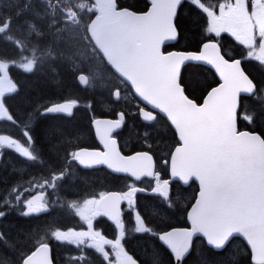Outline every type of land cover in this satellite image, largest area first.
Listing matches in <instances>:
<instances>
[{"label": "snow or ice", "instance_id": "1", "mask_svg": "<svg viewBox=\"0 0 264 264\" xmlns=\"http://www.w3.org/2000/svg\"><path fill=\"white\" fill-rule=\"evenodd\" d=\"M186 2L192 6H198L203 13L207 14L208 33H214L216 37L221 36L222 33L230 34L240 45L249 49L247 52L248 57L255 56L257 61L264 63V47L261 46L264 42V0H234V3H221L219 5V15L210 7H205L201 0H150V8L141 14L118 7L116 0H98V3L102 5L98 10L101 11L102 15L127 13L136 20L145 23L153 21L166 22V40L177 41L180 35L179 10ZM249 3L251 4V10H249ZM20 14L22 15V13ZM30 27L35 29L34 24ZM0 31L3 30L0 29ZM246 33H250L252 43L243 38ZM28 35L31 36L32 33L29 32ZM36 35L42 36L43 33L36 31ZM257 39L260 41L258 54H256ZM209 45L214 47L210 48ZM162 46L157 54L160 59L167 60L169 56L175 55L182 57L171 68L169 91H174L192 108V111H188L185 107L178 106V119L169 117L171 125L174 126L175 132L178 134V140L182 142L180 146L175 147L174 153L171 154V177L177 178V174L172 171V165L183 166L187 162L186 150L191 145H197L202 141V132L214 124L217 109L221 106L226 107L228 114L221 129L222 145L225 148H231L238 144H250L254 145L259 151L264 152V135L249 130H238V97L241 93L251 94L254 91L253 81L242 69V60L235 59L230 62L221 54V58L228 65L226 69H222L213 58V52L218 51L220 48L215 42L203 43V50L190 51L172 50L164 52ZM36 52L37 49L33 48L31 57L22 55L24 62L20 64V68L26 73H31L37 64ZM49 55H51L50 50ZM186 62H205L215 70L219 80L222 81L218 87L207 92L202 104L191 100L185 94V88L181 83V73L182 66ZM9 67V64L0 66V117L11 122L16 117L11 114L10 109L6 106L5 96L6 94L15 93L18 89L9 76ZM229 82L234 83V87L228 91H220ZM77 83L82 87L89 86V82L83 74L77 78ZM135 91L147 104L164 111L163 107L153 104L147 96L140 92V89L137 88ZM213 92H219V94L213 97ZM115 97L119 99L120 95L115 94ZM78 106V102L74 99L67 102L53 103L51 106L46 107L41 115L65 114L70 117ZM89 106H91L90 102ZM140 114L144 121L155 120L153 113L150 114L148 111L141 109ZM118 116L119 118L115 120L101 118L94 120L95 133L99 138V142L103 145L104 151H90L87 149L75 151L71 153L72 161L78 162L80 166L85 168L106 165L108 169L115 173L130 174L136 181L141 180L142 177H155L156 184L151 192L159 194L165 201L169 200L170 181L168 179L161 180L160 174L154 173L153 156L149 152L144 151L131 156L121 154L117 146V140L112 135L124 123V114L119 113ZM243 119L250 124L255 121L253 116H245ZM23 135L26 138L23 143L18 142L17 139L9 138V136H0V146L6 145L7 149L14 150L20 157L35 162L38 157L34 155L35 148L31 147L35 144V140L30 131H25ZM182 150L185 151L182 152ZM177 153H181V156L177 157ZM137 157H146L150 161V165H145L143 161L137 160ZM114 160H119L121 163L116 164L113 162ZM220 163L218 162V167ZM135 169H141V173L138 175ZM63 175L64 173L61 172L60 176H53L52 180L46 181V184L55 188L54 181L62 179ZM192 176L199 184V193L195 203L191 205L190 211L187 212L186 218L190 222V227L172 228L156 235V239L160 244L169 251L172 264H185V261L195 256L196 250L193 247V240L197 234L205 239L207 252L198 256L195 264H224L223 258L236 235L246 240L250 246L253 264H264V188L261 189L258 196L248 200L233 198L221 202L220 197L217 195L215 177L207 169L193 172ZM179 180L187 185L192 178L180 175ZM27 191V189L18 191L14 197L17 203L23 201L26 207V211L22 213L23 216L27 217L30 214H40L48 211L43 193L26 198L25 193ZM143 191H145L143 188L131 186L125 192L101 193L99 199L85 200L82 206L73 203L71 207L76 208V215L85 222L87 230H56L52 233V237L56 242H67L78 249L87 244L88 248L102 254L105 261L110 259V254L105 250V246H110L114 253V264H140V261L130 254L122 244V240L125 238V222L122 219L121 203L126 202L129 210H131L134 206V197L138 192ZM110 197H118V200L113 203L109 199ZM5 206H8L7 202L0 204V207ZM168 206L171 207V205ZM113 208L115 213L110 211ZM5 215H7L6 211H0V218ZM100 216L114 222L115 228L119 230V238H105L101 231L93 230V220ZM134 225L136 234H155L151 227L146 226L139 210H136L134 214ZM0 243L9 246L7 237L3 233H0ZM15 264H54L50 242L41 240L38 246H34L28 252L21 253Z\"/></svg>", "mask_w": 264, "mask_h": 264}, {"label": "trees", "instance_id": "2", "mask_svg": "<svg viewBox=\"0 0 264 264\" xmlns=\"http://www.w3.org/2000/svg\"><path fill=\"white\" fill-rule=\"evenodd\" d=\"M226 0H201L205 7L214 8L221 2ZM134 3V2H132ZM135 6L141 7L145 5L144 0H139L134 3ZM19 11H16L10 18L0 17V58L9 60V62L22 63L26 51L16 39L15 34L11 29L14 28L12 18H16ZM207 14L203 13L202 9L198 6H192L190 3H185L179 10V39L176 43L168 45L166 49H183L191 50L197 49L203 41L206 39L214 38L219 40L214 33H206L204 29H207L208 22L206 20ZM8 20L9 22L7 23ZM11 37V39H9ZM216 37V38H215ZM222 51L224 55L229 59L240 58L245 56L242 60L244 69L256 82V92L251 96H242L240 103V114L238 119V125L240 128H247L255 130L264 135V63L257 61L254 58L247 56L249 50H243L238 45L233 44L231 41L222 42ZM60 66V64H58ZM19 66H10V74L13 75L19 84V90L13 95L6 96V104L10 109V112L16 117L14 122L22 125L24 121L23 116H29L33 125H36V129L33 130L37 141L34 155H37V162L31 164H21L16 157L11 156V160L7 158V150L0 155V204L4 202L5 190L10 182L13 180L15 174L16 181L22 183L24 179L28 178L30 174L35 172H44L45 168H49L53 171L62 167L66 168L64 174H68L70 170V161L66 159L64 154L65 147L69 143L70 146L77 145L76 141L81 142L82 137L89 133V123L91 113L79 112L77 113L78 120L71 118L74 116H64L55 114L41 115L42 111L38 107L43 106L45 101L56 99L65 100L69 98L66 93H71L79 85L75 81V74L69 67L55 66V70L50 73H26L18 69ZM20 68V67H19ZM59 68V70H58ZM17 69V73L14 70ZM58 70V73H55ZM181 82L185 87L186 93L200 101L203 95L215 85L218 80L211 69L206 66H197L195 64H188L184 67L181 75ZM58 92L59 95L53 96ZM51 93V94H48ZM48 94V95H47ZM95 108L96 102L93 104ZM44 110V107H43ZM243 115L255 117L254 123H248L243 119ZM57 119V117H60ZM10 121L6 119H0V135L3 133L13 134L18 128L16 124L8 125ZM137 135L135 130H132L130 134ZM15 134V133H14ZM22 142L24 137L19 138ZM65 141V142H64ZM68 141V142H67ZM69 148L67 147L66 150ZM57 160V161H56ZM20 164V166H18ZM27 169L24 170V167ZM78 171V170H77ZM21 187L19 188V191ZM29 190L37 191L38 184L30 181ZM17 194V192H16ZM10 202H7L8 206L0 207V210L6 211L7 215L0 218V233H3L7 237V244L0 243V264H15V261L19 258L23 252H28L38 245L41 240L50 242L52 245V255L54 256V262L57 264L55 244L56 241L52 237V226H44L40 223L41 216H27L21 218L19 215L10 214L12 210ZM68 206V201H65ZM77 205V204H76ZM73 211L76 208L71 207ZM152 244V243H150ZM152 251V250H151ZM153 255V254H152ZM148 256L149 264L154 262L153 257ZM243 260V259H242ZM239 263V262H238ZM227 264H237L235 262H227Z\"/></svg>", "mask_w": 264, "mask_h": 264}, {"label": "flooded vegetation", "instance_id": "3", "mask_svg": "<svg viewBox=\"0 0 264 264\" xmlns=\"http://www.w3.org/2000/svg\"><path fill=\"white\" fill-rule=\"evenodd\" d=\"M32 4L30 7L36 6L37 0H31ZM42 1V9L43 12L46 13L49 17L48 21L42 25V28L39 29L40 32L43 33L40 36L43 44L50 45L51 42L53 43V47L57 49L61 43V32L58 28L61 27L62 18H70L76 24H79L81 19L83 18H92L96 15L97 11L94 5L88 1L82 0H39ZM120 1L122 4L119 6H129L126 3L130 2H137L139 0H117ZM83 6V7H81ZM137 9V8H135ZM57 37V38H56ZM222 39L225 41H231L233 43H237L235 38L232 37L228 33L221 34ZM49 54V52L47 53ZM52 55V53H51ZM50 55V56H51ZM60 52L57 54L55 53L53 57H47L41 63L44 64H55L56 59L59 57ZM250 57V58H254ZM242 58H246L242 56ZM126 86H123V91L120 94L118 100H113L112 95L109 96V99L106 100L107 107H114L117 110L123 112L121 109H129V111L123 112L124 117L126 119L125 126L123 124L122 128L118 130L115 134L120 143V149L124 154H129L133 151L137 150H148L153 154L155 167L154 173H159L161 180L168 179L170 181V197L169 200L165 201L159 194H154L151 192V189L155 187L156 180L155 177L148 178L142 177L141 180L136 181L135 178L128 176L126 174H118L114 172H109L104 166H95L93 169L95 175H98L101 171L103 172V183L109 182L108 186H105L100 183L99 181L95 182V184H100L101 189H106L101 193H105L107 191H117V192H125L129 190L131 186H136L138 188H143L145 191L138 192L134 197V206L131 210H129L126 202H122L121 204V211H122V219L125 222V238L122 240V244L126 247V250L132 254L135 258L140 261V264H143V260L146 256L153 257L154 262L151 261L150 264H172L171 256L169 255V251L166 247L162 246L160 242L156 239V235L161 234L164 230H170L172 228H186L189 227V223L186 218V213L189 206L195 199L196 192H197V185L194 181H190L189 184L183 185L182 182L178 179L172 178L170 175V162H171V154L175 146L179 143L176 137L175 132L171 129L170 126L164 125L165 120L157 113V117L155 122L148 124L142 122L139 116V108L140 104L135 97L133 96L132 92L129 89H124ZM75 93V92H74ZM83 95L95 93V91H82ZM51 94V93H48ZM47 94V95H48ZM52 94H58L52 93ZM40 105L39 107H41ZM48 107V105L46 106ZM45 107V108H46ZM109 109V108H107ZM116 113V114H117ZM113 112L109 111V115H112ZM124 119V121H125ZM130 123H134L138 126V129L133 127V130L136 131L140 135L137 137L135 132L133 134H128L126 140H132L134 142H130L122 146L120 142L119 135L124 137V129L128 128ZM141 126L144 129H141ZM164 129H166L164 131ZM157 131H162L154 136ZM122 132V133H121ZM87 135V134H86ZM85 135V137H86ZM93 139L95 141V148H98L97 141L94 137L92 131ZM154 136V137H153ZM82 137L81 139H84ZM40 141V140H39ZM41 142V141H40ZM135 143H138L136 145ZM69 144V143H68ZM75 150H65L64 154L66 155V159L68 161H72L71 153ZM57 161V160H56ZM74 162V161H73ZM74 167L76 170L80 168V166L75 162ZM64 172V168L56 169L55 171L45 168L44 177H43V185H47L46 181L52 180L53 176H58ZM13 180L10 182L13 183L16 181L15 174L12 175ZM26 189V187H25ZM53 189L51 185H49V190ZM29 198V197H27ZM99 199V197H98ZM168 205H171L169 207ZM136 210H139L142 218L144 219L146 226L151 227L155 234H136L134 231V214ZM41 220L43 222H53L54 225L62 220V215L60 211L56 207L48 206V211L40 213ZM83 227L75 226L68 229L72 230H87V226L85 222H82ZM66 229V230H68ZM56 230H64L63 228H58ZM55 230V231H56ZM93 230L101 231V234L105 236V238H119V230L115 228L114 222H110L106 217L100 216L94 218L93 220ZM240 241L244 245V249H233V244ZM69 249L60 248V263H64L69 259H74L77 256H72L71 252L74 249H77L76 246L69 245L65 242ZM152 243V244H150ZM151 245V247H150ZM136 247V249L134 248ZM193 247L196 250V254L193 257H190L185 264H195L196 258L201 256V254L206 253V242L203 237L196 236L193 240ZM149 249L150 251L146 250ZM90 249V248H89ZM93 250V249H91ZM105 250L110 254V260L108 264H114V253L111 250L110 246H105ZM152 250V251H151ZM94 254L96 255L97 252L93 250ZM98 256L103 257L102 254L98 253ZM231 257L229 262H235L237 264H252L251 261V253L245 243L237 237H234L231 244L229 245L228 251L225 255V258ZM243 259V260H242ZM239 262V263H238ZM89 264H105L102 262H96ZM225 264V263H224Z\"/></svg>", "mask_w": 264, "mask_h": 264}, {"label": "water", "instance_id": "4", "mask_svg": "<svg viewBox=\"0 0 264 264\" xmlns=\"http://www.w3.org/2000/svg\"><path fill=\"white\" fill-rule=\"evenodd\" d=\"M93 1L95 2L98 9L102 7V5L98 3V0ZM146 1L148 2V7L145 10L133 11L138 14L146 12L150 8V0ZM124 8L129 9L127 7ZM88 30L92 40L95 43V46L100 51L107 64H109L113 70L131 86L135 94V90L137 88L140 89L141 93L147 96L153 102V104L163 107L164 111H160L159 108H154L147 104V102L143 101L136 94L143 103H145L150 108H154L159 111L166 117L169 123V117L172 119H178V106H183L188 111H192L190 104H188L186 101H183L178 94L174 93V91H169L171 68L174 64L178 63L182 57L175 55L169 56L167 60H162L157 55L163 44L166 45L168 43L174 42L166 40V22L153 21L150 23H145L136 20L127 13H121L119 15L115 13L102 15L100 11V14L91 21ZM206 42L217 43L215 40H208ZM218 46L220 47L219 44ZM209 47L213 48L214 46L209 45ZM163 48L164 46H162V50ZM198 50H203L202 44ZM221 54L223 55L220 47L218 51L213 52V58L218 66H220L222 69H226L228 65H226L225 60L221 58ZM233 60L235 59H229L230 62ZM187 63L188 62L185 64ZM192 63H201L209 67L217 77L218 83L213 85L208 91H210L212 88L218 87L219 84L222 83V81L219 80L218 74L215 73V70L211 66L207 65L205 62ZM249 78L251 79L250 76ZM253 84L255 91L254 81ZM233 87L234 83L229 82L220 91H228ZM207 92L203 96L201 102L198 104L203 103ZM117 93L118 91L116 90L115 94ZM218 94L219 92H213L212 95L215 97ZM251 94H240L238 97V110L240 106V97L242 95ZM191 100L193 99L191 98ZM142 109L152 114L146 108ZM227 115L226 107L221 106L217 109L214 124L211 127L205 129L201 134L203 136L202 141L197 145H191L189 149L186 150L187 162L183 166L173 164L172 171L177 174L178 179L180 178V175H186L190 176L195 181V177L192 176V173L207 169L215 177L217 195L220 197L221 202L225 200H232L233 198L248 200L258 196L261 189L264 188V152L259 151L254 145L250 144H238L231 148H225L222 145L221 129L225 120L227 119ZM172 128L174 129V126H172ZM251 132L259 133L258 131ZM181 143L182 142L179 141L177 146H180ZM174 150L172 154L174 153ZM184 151L185 150H182V152ZM140 152L141 151H137L125 156H131ZM176 155L177 157H180L181 153H177ZM136 159L143 161L145 165H150V161H148L146 157H137ZM113 162L116 164L121 163L119 160H114ZM218 162H221L219 167L217 166ZM135 171L138 175L141 173V169H135ZM127 175L130 176V174ZM111 192L114 191H110L108 193ZM198 193L199 184L196 198H198ZM109 199L115 203L118 200V197H110ZM194 203L195 200L193 204ZM190 208L191 206L189 207L188 211H190ZM110 211L115 213L114 208ZM188 223L190 227V222L188 221ZM197 236L200 235L197 234ZM241 239L246 243L248 249L250 250V246L247 244L246 240L243 238Z\"/></svg>", "mask_w": 264, "mask_h": 264}, {"label": "rangeland", "instance_id": "5", "mask_svg": "<svg viewBox=\"0 0 264 264\" xmlns=\"http://www.w3.org/2000/svg\"><path fill=\"white\" fill-rule=\"evenodd\" d=\"M210 1H215V0H210ZM18 2L19 0H0V8L3 7L7 9L11 5L18 6ZM226 2L234 3V0H227L222 3H226ZM211 10L214 11L213 8H211ZM215 13L219 15V11ZM206 20H207V17H206ZM25 23H26V20L18 19V18L13 22V24H16L17 29H22ZM75 30H77V33H75ZM23 32L24 31L22 30L20 31V33H23ZM204 32L207 33V29H204ZM15 37H18L17 33ZM87 37L88 36L82 34L79 29H71L69 27L62 29L61 44L58 47V52H60L59 58L61 61L66 60L67 63L70 64L69 66L73 67V69L75 68L78 69L80 67L87 66L86 69L88 71V76H89V81H90L89 86H88L89 90H93V89H98L100 91L112 90L114 88L112 83L115 81L116 78L111 72H109L103 66V63L100 60L101 56L99 52L95 49L92 43H90L89 41H86ZM243 38L247 39L249 43H252L250 33H246ZM259 42H260L259 39H257L258 46L256 47V54H258ZM262 43L263 45L261 46L264 47V42ZM56 52H57V49H56ZM4 64H7V62H5ZM47 72L48 73L52 72L51 65L49 64L46 67V73ZM66 94H70V93H66ZM105 104L106 103H102V105H105ZM108 184L109 182H105V186H108ZM89 199H95V197L91 196L89 197ZM230 259L231 257H229V259L226 258V260H230Z\"/></svg>", "mask_w": 264, "mask_h": 264}]
</instances>
